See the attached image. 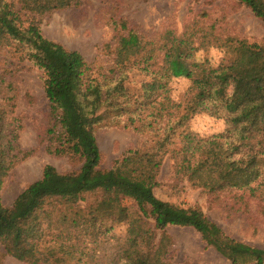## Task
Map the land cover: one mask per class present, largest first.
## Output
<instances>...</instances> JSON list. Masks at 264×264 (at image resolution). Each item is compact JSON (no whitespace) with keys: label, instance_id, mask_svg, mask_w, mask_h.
<instances>
[{"label":"trees","instance_id":"16d2710c","mask_svg":"<svg viewBox=\"0 0 264 264\" xmlns=\"http://www.w3.org/2000/svg\"><path fill=\"white\" fill-rule=\"evenodd\" d=\"M239 2L264 26V0ZM67 5V0H0V49L13 50L11 55L30 62L44 77L49 149L81 160L71 173L46 165L42 177L10 206L0 199V260L9 255L29 264H171L165 230L191 227L230 264H264V249L224 235L201 210L154 194L157 170L168 154L175 175L193 187L209 194L235 190L249 198L259 192L263 201L264 46L227 40L229 56L213 68L206 60H192V36L168 31L155 42L118 21L113 22V46H105L110 65L96 66L40 33V20ZM131 71L149 78L140 91L126 82ZM176 78L191 82L185 105L167 96ZM3 92L8 96L0 98V190L24 157L16 144L19 126L9 116L15 91L0 75ZM201 102L226 119L225 133L200 138L189 131L187 123ZM118 126L150 134L149 149L129 151L110 169H99L95 131ZM90 195L99 200L83 207ZM122 199L134 202L136 217ZM260 208L264 211V205ZM114 222L126 223L124 236L114 233Z\"/></svg>","mask_w":264,"mask_h":264},{"label":"rangeland","instance_id":"374dc122","mask_svg":"<svg viewBox=\"0 0 264 264\" xmlns=\"http://www.w3.org/2000/svg\"><path fill=\"white\" fill-rule=\"evenodd\" d=\"M67 4L63 10L40 20V33L65 49L80 53L88 63L96 66L110 65L112 56L105 46H113V22L118 21L125 22L127 28L155 42H160L168 31L177 37L192 36V48L195 49L192 60H206L213 68L229 56L225 51L227 40H244L248 44L264 46L261 20L239 0H78L75 5L67 0ZM8 51L0 49V75L15 91L9 116L10 121L19 126L16 144L24 157L3 181L0 199L5 206H10L25 187L39 180L46 165L64 174L78 171L81 164L76 156L56 154L49 149L53 141L49 131L51 118L44 94L43 74L30 62L20 61L19 56L11 55L13 50ZM126 74V82L138 91L149 80L138 71ZM190 84L188 79H172L167 96L185 105ZM7 96V92L0 93V98ZM163 107L166 108V105ZM187 127L200 138L223 134L228 128L226 119L222 115H214L206 102L195 107ZM260 129H264V126ZM149 136L148 133L141 134L122 126L96 130L95 139L101 153L99 169H110L129 151L148 150ZM174 172L173 161L167 154L157 170L159 185L154 189V194L158 198L183 208L195 207L224 235L264 249V211L260 208L264 205V192H260L262 202L259 201V192L253 198L235 190L209 194L200 187H193L185 177ZM97 200L98 195H90L82 206ZM121 204L131 216L136 217L138 212L133 201L122 199ZM148 221L153 223L151 219ZM114 224V233L124 236L126 223ZM165 231L171 241L167 254L171 264H230L217 250L207 245L193 228L168 227ZM159 237L160 233L157 232V239ZM0 264L29 263L6 255Z\"/></svg>","mask_w":264,"mask_h":264}]
</instances>
